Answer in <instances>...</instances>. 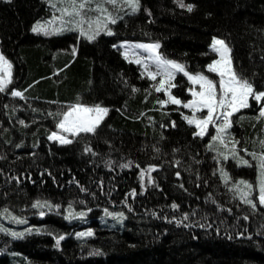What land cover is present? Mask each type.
<instances>
[{
	"label": "trees",
	"instance_id": "16d2710c",
	"mask_svg": "<svg viewBox=\"0 0 264 264\" xmlns=\"http://www.w3.org/2000/svg\"><path fill=\"white\" fill-rule=\"evenodd\" d=\"M182 2L193 11L177 0H139L135 12L122 0L108 5L118 18L113 34L89 40L77 30L32 31L53 14L51 0H0V51L13 70L0 92V228L7 230L0 231V264H264L259 168L250 155L264 153V100L237 112L225 139L239 142L237 157L248 166L233 158L231 143L196 136L182 106L159 103L164 94L120 47L158 44L164 59L212 78L207 66L217 59L218 38L235 72L264 92V0ZM175 84L173 94L186 101L192 83L179 74ZM74 104L108 113L94 133L51 141ZM240 181L255 188L256 208L230 190ZM21 227L34 228L10 234ZM80 227L93 235L76 236Z\"/></svg>",
	"mask_w": 264,
	"mask_h": 264
},
{
	"label": "snow or ice",
	"instance_id": "6c2138e0",
	"mask_svg": "<svg viewBox=\"0 0 264 264\" xmlns=\"http://www.w3.org/2000/svg\"><path fill=\"white\" fill-rule=\"evenodd\" d=\"M122 2L128 5L132 9V12L137 11L139 8V0H122ZM177 2L180 7H186L187 11H193V5H185L182 0H177ZM60 3L62 6L59 8L55 3L51 4V7L60 13L59 17L54 14L52 20L46 22L48 25L55 22L59 23L60 27L53 28V32L65 30V26H74V29L79 30L81 35H86L82 25L84 23H89V27L91 28V22L85 20V13L96 12L98 16L96 17L95 23L98 27L91 35H87V38L89 40L95 39V36L99 35L102 29L106 30L108 35L113 34L111 30L108 29V24H115L117 18L114 17L104 5L108 4L116 8L121 3V0H100L99 3H96L95 0H60ZM74 29L69 28L68 30ZM32 31H43L46 35L49 34L45 26L39 23L33 27ZM211 47L212 51L216 52L219 58L207 66V71L216 74L219 77L218 81L210 79L203 73H197L195 75L189 74L183 65L175 61L164 59L156 52L159 48L158 44H141L135 46V48L143 49L145 52L153 54L149 56L148 59L155 65V72L149 70L150 65L142 61L138 53H133L137 57L134 62L143 64L144 72L147 73L149 79L156 80L157 76L161 77L160 81L153 85L155 91H164L168 95L167 101H159L161 104L172 103L180 105L182 103L179 99L172 96L170 92V88L175 87L171 81L175 78L177 73H183L193 85H199V91H196L194 88L189 89L193 99L187 103H183L184 108H189L193 112V116L191 118L185 116V120H187L190 125H195L196 129H198L195 135L199 137L206 135L209 125H212L216 131V135L212 137L213 142H219L225 148L228 147V143H231L233 158H237L238 162L242 164L251 166L248 164V161L237 157L236 144L239 142L231 138H229L228 142H225L224 134L232 126L231 117L241 109L248 108L250 106V98L256 102L264 100V92H256L253 85L247 79H242L235 72L230 57L231 50L223 40L214 39ZM11 68V63L0 54V92H4L12 82ZM165 81L168 82L167 86ZM217 85H219V91ZM11 95L23 97V93L19 91H12ZM204 110H206L204 118L197 119L195 113ZM107 113L108 109L100 105H95L93 107L83 106L81 104L71 105L62 113V118L57 125L61 133H66L67 135L53 132L48 138L50 140L55 139L62 144L72 143V140L69 139L68 136H78L81 133H94ZM259 117L264 118V104L261 105ZM260 143L262 149H264V140H261ZM209 147L211 148L212 145H209ZM250 155L258 162L259 179L257 200L259 205L264 207V153L259 156H257L256 153H250ZM224 159H228V157L224 156ZM124 167H128V165H124ZM154 170L155 169L152 168L147 169L148 172ZM221 175L224 177L225 184H227L230 179L227 173H224L221 169ZM141 176L143 178V173H141ZM240 185H243V188H241ZM230 190L238 192L239 199L243 203L250 205L252 208H256V201L250 198L253 193V186L251 184L240 181L239 185H233V188ZM33 207L43 208L45 205L37 202ZM173 207L175 208L176 205H173ZM105 212L106 215H112V213H108L107 210H105ZM40 214L43 215V212ZM83 215L84 213H80V216ZM119 215L122 217L123 214L121 213ZM185 219H187V217H185ZM244 219H248V217H244ZM18 222L22 223L23 221ZM0 231L7 230L0 228ZM10 234L13 237L23 235L15 232ZM91 235H93V233L90 231L79 233L80 237ZM60 239H63V237H60L56 241L57 245H59Z\"/></svg>",
	"mask_w": 264,
	"mask_h": 264
},
{
	"label": "rangeland",
	"instance_id": "374dc122",
	"mask_svg": "<svg viewBox=\"0 0 264 264\" xmlns=\"http://www.w3.org/2000/svg\"><path fill=\"white\" fill-rule=\"evenodd\" d=\"M95 2L96 3H99L100 2V0H95ZM52 3H55L56 5H57V7L59 8V7H61L62 5H61V3H60V0H51V4ZM94 6V5H93ZM106 8L108 7V4H106V5H104ZM53 9V8H52ZM54 11H52L53 12V14L51 15V17L50 18H48L47 20H44L43 22H41V23H39V24H42V25H44L45 26V28L48 30V32L50 33V32H53L52 31V29L53 28H59L60 27V25H59V23L58 22H55V23H53V24H51V25H48L46 22H48V21H50V20H52V18H53V15L55 14V12H56V16L57 17H59V15H60V13L59 12H57L55 9H53ZM108 11H109V9H108ZM87 13V12H86ZM92 14L94 15V17H92V19L93 18H95V19H93L92 21H91V28L89 27V23H84L83 25H82V27H83V29H84V31H85V33H86V35H81V36H86L87 37V35H91L95 30H96V28L98 27V25L95 23V20H96V17L98 16V13H96V12H92ZM86 18V17H85ZM118 19V18H117ZM69 26H65V30H62V31H56V32H54V33H60V34H62V33H65V32H69V31H73V30H68L69 28H68ZM72 27H74V26H72ZM74 29V28H73ZM108 29H110L111 30V32H112V28L110 27V23L108 24ZM74 30H76V29H74ZM78 32H80L79 30H77ZM101 31H105L106 32V30H101ZM100 31V32H101ZM36 33H38V32H36ZM38 34H42V35H45V33L43 32V31H40ZM98 35H96L95 36V38L97 37ZM216 39H218V38H216ZM93 40V39H92ZM220 40V39H219ZM225 42V41H224ZM226 43V42H225ZM141 44H143V45H151L152 43H142V42H131V41H128V42H126V41H124V42H122L121 44H120V47H121V49H122V51H123V53H124V55H125V57L127 58V59H129V60H131V61H135V59L137 58L133 53H138L139 54V58L142 60V61H145V62H147L149 65H150V71H153V72H155L156 71V68H155V65L152 63V61L151 60H149L148 59V57L149 56H151V55H153L152 53H149V52H145L143 49H138V48H135V46L136 45H141ZM226 45H227V43H226ZM125 46H127V47H125ZM228 46V45H227ZM228 48H229V46H228ZM230 49V48H229ZM156 52L161 56V54H160V52H159V48L156 50ZM216 53V52H215ZM0 54H1V51H0ZM217 54V53H216ZM162 57V56H161ZM230 57H231V51H230ZM219 58V56H218V54H217V59ZM231 60H232V57H231ZM9 61V60H8ZM10 62V61H9ZM11 63V62H10ZM232 63H233V60H232ZM137 64V63H136ZM12 65V64H11ZM140 66H141V68H142V70H143V72H144V67H143V64H139ZM12 73H13V70H12V68H11V80H12ZM144 74H146L147 75V73H145L144 72ZM179 74H183V73H177L176 75H175V78L171 81V83L172 84H174L175 85V87H176V84H175V81H176V78L178 77V75ZM214 74V73H213ZM184 75V74H183ZM215 75V77H209L210 79H213L214 81H218V79H219V77L216 75V74H214ZM147 77H148V75H147ZM160 79H161V77H159V76H157V78H156V80H153V82H154V84H157L159 81H160ZM167 81H165V84H166V86H167ZM9 86V85H8ZM175 87H172V88H170V92H171V95L172 96H174V97H176L174 94H173V89L175 88ZM217 87H218V91H219V85H217ZM192 88H194L196 91H199L200 90V88H199V85H193L192 84ZM163 94H164V98H165V101H167L168 100V95H167V93L166 92H164V91H161ZM189 94H190V92H189ZM177 98V97H176ZM177 99H179V98H177ZM191 99H193V97L191 96V94H190V97H188L187 98V100L186 101H182L181 99H179L182 103L180 104V105H177V106H182L183 107V103H187L188 101H190ZM250 100H251V98L249 99V105H250ZM261 102V101H260ZM170 104H172V103H166V104H163L164 106H167V105H170ZM174 105H176V104H174ZM184 108V107H183ZM184 109H186L187 111H189V114H188V116L187 117H189V118H191L192 116H193V112H192V110L191 109H189V108H184ZM242 110V109H241ZM236 114V113H235ZM234 114V115H235ZM206 115V110H204V111H199V112H196L195 113V116H196V118L197 119H203L204 118V116ZM233 115V116H234ZM107 116V115H106ZM105 116V117H106ZM233 116L231 117V121H233ZM105 117H104V119H105ZM103 119V120H104ZM102 120V121H103ZM102 121H101V123H102ZM100 123V124H101ZM99 124V125H100ZM194 125V124H193ZM230 129V128H229ZM229 129L227 130V132L224 134V140L226 139V137H227V133H228V131H229ZM197 131H198V129H197ZM58 134H63V135H67L66 133H61V130L58 128L57 129V131H56ZM208 134H211V136H215L216 135V131H215V128L212 126V125H209V127H208V130H207V134L206 135H208ZM205 136V135H204ZM73 136H68V138L69 139H71ZM51 141H57V140H55V139H51ZM57 142H59V141H57ZM60 143V142H59ZM62 144V143H61ZM231 153V152H230ZM232 154V153H231ZM257 188H258V186H257ZM258 190V189H257ZM255 192V188H254V190H253V193ZM79 211H76L75 209H73V211L71 210L70 211V215L72 216L73 214H79L78 215V217H75V218H79V217H82V216H80V213H78ZM118 216H120L119 214H117ZM111 217H113V215H110ZM83 219H84V216H83ZM82 219V220H83ZM13 220L15 221V223L16 224H20V225H25L26 224V222L25 221H23V220H21V219H17V217L16 216H13ZM18 221H23L22 223L21 222H18ZM31 222H28V224H30ZM85 225L84 226H87V224H90V223H84ZM20 227V226H19ZM32 228H34V227H21V228H18V229H15V228H13L12 230H11V232L10 233H12V232H15V233H18V234H23L25 231H32ZM92 232L90 229H85L84 227H80L79 228V230L76 232L75 231V235L76 236H78V237H80L79 236V233H82V232ZM21 237V236H20ZM87 237V236H86Z\"/></svg>",
	"mask_w": 264,
	"mask_h": 264
}]
</instances>
